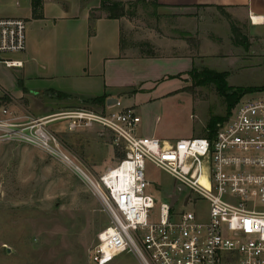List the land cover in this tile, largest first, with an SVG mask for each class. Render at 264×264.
I'll return each instance as SVG.
<instances>
[{
	"label": "built area",
	"instance_id": "2783aa9c",
	"mask_svg": "<svg viewBox=\"0 0 264 264\" xmlns=\"http://www.w3.org/2000/svg\"><path fill=\"white\" fill-rule=\"evenodd\" d=\"M26 43L24 19L0 18V64L21 68ZM252 94L240 98L211 136L169 141L137 134L140 116L133 108L32 115L12 110L0 88V140L38 147L70 164L61 123L65 132L99 127L121 145L122 157L95 181L75 165L109 215L90 251L91 264H110L124 252L142 264H264V96ZM145 160L174 179L177 198L189 190L183 202L190 208L161 202L154 212Z\"/></svg>",
	"mask_w": 264,
	"mask_h": 264
},
{
	"label": "rangeland",
	"instance_id": "374dc122",
	"mask_svg": "<svg viewBox=\"0 0 264 264\" xmlns=\"http://www.w3.org/2000/svg\"><path fill=\"white\" fill-rule=\"evenodd\" d=\"M120 3L122 16L133 27L131 32L124 33V40L131 41L143 54L156 53L154 46L146 42L145 33L156 37L188 35L181 17L160 8L155 0ZM93 14L110 12L99 9ZM193 22L197 23L202 41L217 45L205 44L203 49L207 55L198 57L197 71H226V83L231 87L264 84V55L250 52L243 27L232 21L224 10H200ZM21 71V68H5L0 64V75L12 83L25 82ZM181 79L182 89L177 88L160 102L145 104L139 97L133 99L139 107L136 111L141 118L139 130L155 131L160 138L172 141L206 135L207 123L213 116L225 117L216 127L227 120L231 110L227 113L223 97L213 84H195L186 74ZM166 81V87L175 84L169 77ZM6 93L5 104L12 110L32 115L45 114L46 108L70 102L71 108L104 111L98 104L79 103L74 97H57L47 91H28L22 96ZM252 95L264 96V90ZM59 126L61 147L73 164L32 145L13 139L0 140V264H91L90 251L98 232L108 223L109 215L89 180L75 165L95 181L104 166L118 162L123 149L121 145H113L111 133L99 127L65 132L64 123ZM144 174L148 180L147 192L155 201L154 212L161 202H173L176 209L190 208L183 202L189 190H183L177 198L175 181L164 170L145 160ZM200 206L203 212L204 203ZM110 264L142 263L135 255L124 252Z\"/></svg>",
	"mask_w": 264,
	"mask_h": 264
},
{
	"label": "crops",
	"instance_id": "0c3cea01",
	"mask_svg": "<svg viewBox=\"0 0 264 264\" xmlns=\"http://www.w3.org/2000/svg\"><path fill=\"white\" fill-rule=\"evenodd\" d=\"M155 1L160 8L181 17L188 35L156 37L145 33L146 42L154 46L156 53L143 54L131 41L124 40V33L133 30L130 20L93 14L101 10V0H41L36 10L33 0H0V18L24 19L27 35L26 50L20 55L24 60L21 73L25 82L12 83L0 75V88L12 96L47 91L57 97H74L79 103L83 97L106 95L116 97L119 102L111 108L120 106L119 109L133 108L138 112L133 99L139 97L146 104L171 96L182 89L181 78L196 66L198 57L207 55L203 49L205 44L217 46L209 40L203 43L198 35L193 19L196 20L200 10H224L232 21L243 27L250 52L264 55V0ZM169 76H173L169 79L175 84L166 87ZM79 96L82 98L78 100ZM71 107V102L61 103L55 108H46L41 115ZM101 108L108 109L106 104ZM154 132L137 127V134L141 136L164 139ZM116 163L104 166L99 174Z\"/></svg>",
	"mask_w": 264,
	"mask_h": 264
},
{
	"label": "trees",
	"instance_id": "16d2710c",
	"mask_svg": "<svg viewBox=\"0 0 264 264\" xmlns=\"http://www.w3.org/2000/svg\"><path fill=\"white\" fill-rule=\"evenodd\" d=\"M41 0H33V8L36 10L40 6ZM121 3L113 0H101V10L109 11V17L117 18L119 16L124 15L122 12V8H120ZM120 8V9H119ZM118 10L117 13L115 11ZM190 78H192L195 84H213L217 93L223 97L225 102V106L227 109V113H230V110L233 106L240 100L242 96L248 93H254L257 91L264 90V84L260 87H231L226 83L227 72L226 71H212L208 69H203L197 71L195 67H192L190 71L187 73ZM180 76V75H176ZM175 76V77H176ZM173 76H169L171 78ZM61 96H66L63 94H59ZM106 95L92 96V97H83L82 102L98 104L103 106L106 101ZM78 99V98H77ZM79 100V99H78ZM225 117L213 116L207 123V136H211L216 130L217 122L224 120Z\"/></svg>",
	"mask_w": 264,
	"mask_h": 264
},
{
	"label": "water",
	"instance_id": "95a60500",
	"mask_svg": "<svg viewBox=\"0 0 264 264\" xmlns=\"http://www.w3.org/2000/svg\"><path fill=\"white\" fill-rule=\"evenodd\" d=\"M117 103V98L116 97H107L106 98V101H105V104L107 107H113L115 106ZM180 189H182V186H179Z\"/></svg>",
	"mask_w": 264,
	"mask_h": 264
},
{
	"label": "bare ground",
	"instance_id": "6f19581e",
	"mask_svg": "<svg viewBox=\"0 0 264 264\" xmlns=\"http://www.w3.org/2000/svg\"><path fill=\"white\" fill-rule=\"evenodd\" d=\"M256 19V18H255Z\"/></svg>",
	"mask_w": 264,
	"mask_h": 264
}]
</instances>
